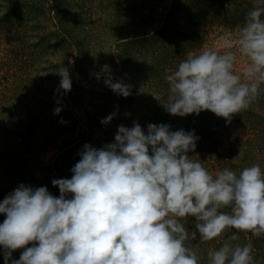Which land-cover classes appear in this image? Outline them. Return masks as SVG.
Masks as SVG:
<instances>
[{"label":"clouds","instance_id":"1","mask_svg":"<svg viewBox=\"0 0 264 264\" xmlns=\"http://www.w3.org/2000/svg\"><path fill=\"white\" fill-rule=\"evenodd\" d=\"M221 39V48L189 52L176 70H167L163 107L170 115L209 111L230 123L264 95V0ZM102 71L113 93L131 95L129 85L113 82L107 65ZM56 74L67 94L69 70L61 66ZM198 139L165 124H149L146 133L135 122L131 129L120 125L113 143L84 145L71 179L52 181L59 198L46 187L19 185L0 202L4 264H199L186 241L197 235L200 243L221 240L231 230L207 253V264H257L250 242H232L239 233L264 237V171L253 164L239 175L228 168L213 175L188 155ZM189 218L195 231L186 227ZM18 249L24 251L13 260Z\"/></svg>","mask_w":264,"mask_h":264},{"label":"trees","instance_id":"2","mask_svg":"<svg viewBox=\"0 0 264 264\" xmlns=\"http://www.w3.org/2000/svg\"><path fill=\"white\" fill-rule=\"evenodd\" d=\"M65 2L66 0H0V8H3L0 9V31L13 32L9 38L15 45V38L29 29L28 24L31 27H39L42 20H51L54 29L46 31L44 28L42 34L45 37H56L55 46L61 47L62 52H65L64 67L69 70V74L72 73V68H75L83 75H88L90 71L104 76V65L109 67L111 74L113 71L117 73L114 70L115 65L119 67L118 73L141 65L133 62L131 58L140 49L151 50L153 57L158 59L151 69L159 67L166 70L167 66L168 69L176 70L189 52L197 51L199 46L204 44L209 30L232 29L240 23L243 25L247 12L258 0H100V5H105L108 10L109 17L100 19L98 24H91L90 21L88 25L84 22L86 16L84 19L70 21L69 16L72 14L64 8L68 3ZM80 35L83 36L82 42ZM20 49L23 50L24 47ZM71 56L72 63L69 62ZM142 66L147 68L149 64L141 65L140 69H143ZM76 88L81 94H91L82 87ZM142 94L145 95L142 103L135 104L136 98L131 94L127 97L126 104L113 105L107 113H115V117L102 128L96 127L91 119H83L86 137H94L91 145L93 148L101 149L113 143L120 125L131 129L135 122L146 133L149 124H165L170 126L171 131L183 129L185 132H194L199 139L195 152H189L188 155L193 160H200L213 175L225 168L239 175L245 167L253 164H259L264 171V95L247 111L235 114L228 123L209 111L184 117L170 115L163 107L168 97L167 82L160 83L151 91H143ZM45 97L47 101L43 104L41 114L56 132L48 135L44 141L36 142L35 147L31 148V153L27 152L30 162L34 161L33 164L39 159L40 153L57 148V138L73 133L78 127L77 121L83 122L80 118H74L76 113L71 109L79 107L75 103V98L79 97L78 92L65 94L63 91H47ZM57 100L60 101L59 104L56 103ZM56 107L62 109L58 115L54 114ZM138 114H141L142 119L137 117ZM119 115L122 117L117 119ZM241 127H248V133L243 135L235 132ZM232 128L235 131L229 132L230 140L226 144L222 136ZM64 146L65 143L59 147L58 155L52 164L44 167L42 182L34 184L33 189L46 187L51 195L59 198V189L53 186L52 181L71 179V169L81 159L80 154H68L70 148L67 151ZM16 158L19 164L8 169V177L19 178L29 172L35 183L36 178L30 171L32 166L27 165L28 160L20 154ZM0 174L4 175L1 169ZM67 198H71V194ZM194 223L193 218V222L186 227L195 231ZM233 232L235 230L226 233L221 240L205 243H200L197 235L196 240L186 241V246L197 253L200 261H207V253L217 249L222 240L227 239ZM238 235L239 239L233 241V245H245L250 242L257 264H264V237L249 240L243 233ZM23 251L24 249H19L17 253L21 256Z\"/></svg>","mask_w":264,"mask_h":264},{"label":"rangeland","instance_id":"3","mask_svg":"<svg viewBox=\"0 0 264 264\" xmlns=\"http://www.w3.org/2000/svg\"><path fill=\"white\" fill-rule=\"evenodd\" d=\"M68 2V3H66ZM64 8L72 14L69 16L74 19L83 18L86 16V24H98L100 19L108 18V10L105 5H100V0H66ZM1 10L3 8H0ZM1 14V12H0ZM87 14V15H86ZM41 18L44 19L43 16ZM40 18V19H41ZM23 24V23H22ZM242 24L235 25L232 29H211L207 33L204 44L199 46L196 52L206 48H221L223 45L222 36L231 30L235 33ZM24 33L17 36L15 45L11 42L9 36L13 32L0 31V169L3 174H0V202H3L5 197L13 192L19 185L31 187L34 184L42 182L44 167L52 164L53 160L58 155L59 147L65 143V150L68 149L72 156L81 153L85 144L92 145L94 137H86V127L82 124L91 119L97 127H103L101 121L111 113H107L113 105L121 106L126 104L127 98L119 96L112 92V90L105 86L104 80L106 76H99L90 71L88 75L79 73L75 68H72L70 73V80L72 83L71 93L78 92L79 97L75 98L76 105H79L75 111L74 118H80L83 122H78V127L73 133L63 134L57 138V148L43 151L38 156L39 159L33 164L30 162V157L27 152L31 153V148L35 147L36 142L44 141V139L51 133L55 134L56 130L51 126V123L44 119L41 110L44 109V102L47 101L45 94L47 91H63L59 88L61 77L56 74V70L64 67V53L61 47H56V37H45L42 33L44 28L46 31L54 29L53 21L45 19L40 22V26L31 27ZM36 27V28H35ZM18 29V28H16ZM22 37V38H21ZM83 36L80 35L81 42ZM9 42L11 46H9ZM13 45V46H12ZM17 46V47H15ZM24 47L23 50L20 47ZM112 48V47H111ZM172 56V55H171ZM133 62L149 66L133 67L126 71H119L118 65H115L117 73L111 74L113 82L121 80L131 87V94L136 98L137 103H142L145 100L143 91H151L160 83L165 84L166 70L157 67L151 69L154 63L158 60L153 57L151 50H138L131 56ZM11 60V61H10ZM162 60V59H160ZM69 62H73L72 56ZM149 67V68H148ZM242 67L238 63L237 70ZM99 77V78H97ZM145 79H150L147 81ZM84 88L90 91L91 94L77 91V88ZM71 106V103H69ZM106 108V112H105ZM151 115V114H150ZM119 115L117 119L121 118ZM142 119L141 114L137 115ZM109 124V123H108ZM106 124V125H108ZM248 127L230 129L225 131L222 136L223 141L227 144L230 140V133L235 131L238 134H247ZM72 137L74 139H72ZM75 143H73L74 141ZM63 147V146H62ZM227 148V147H225ZM67 150V151H68ZM20 154L24 159L28 160L27 165H31L30 171L34 174L35 183L31 177V173L25 172L24 176L19 178L16 176L8 177V169L17 166L19 161L17 155ZM35 186V185H34ZM6 219L5 214H0V224ZM193 222V218H189L187 225ZM32 244L26 247H31ZM16 250L12 252V259L17 260L20 255ZM4 249L0 248V264H4ZM199 264H207V261H200Z\"/></svg>","mask_w":264,"mask_h":264}]
</instances>
